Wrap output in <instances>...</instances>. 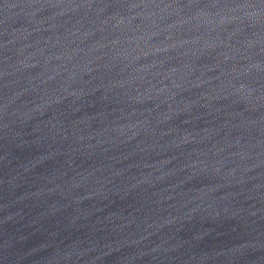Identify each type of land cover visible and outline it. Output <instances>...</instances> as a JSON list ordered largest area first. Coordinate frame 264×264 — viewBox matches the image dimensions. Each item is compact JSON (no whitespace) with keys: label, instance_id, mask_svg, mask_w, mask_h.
Returning a JSON list of instances; mask_svg holds the SVG:
<instances>
[{"label":"water","instance_id":"95a60500","mask_svg":"<svg viewBox=\"0 0 264 264\" xmlns=\"http://www.w3.org/2000/svg\"><path fill=\"white\" fill-rule=\"evenodd\" d=\"M0 264H264V0H0Z\"/></svg>","mask_w":264,"mask_h":264}]
</instances>
